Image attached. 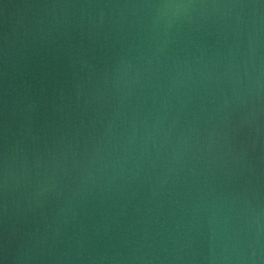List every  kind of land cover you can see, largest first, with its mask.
<instances>
[{
    "label": "water",
    "instance_id": "water-1",
    "mask_svg": "<svg viewBox=\"0 0 264 264\" xmlns=\"http://www.w3.org/2000/svg\"><path fill=\"white\" fill-rule=\"evenodd\" d=\"M0 264H264V0H0Z\"/></svg>",
    "mask_w": 264,
    "mask_h": 264
}]
</instances>
